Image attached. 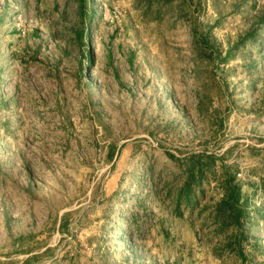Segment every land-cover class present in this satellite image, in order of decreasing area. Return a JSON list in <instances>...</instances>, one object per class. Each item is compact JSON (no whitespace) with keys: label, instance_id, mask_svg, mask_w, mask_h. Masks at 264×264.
Listing matches in <instances>:
<instances>
[{"label":"rangeland","instance_id":"1","mask_svg":"<svg viewBox=\"0 0 264 264\" xmlns=\"http://www.w3.org/2000/svg\"><path fill=\"white\" fill-rule=\"evenodd\" d=\"M87 3L0 0V264H264V0Z\"/></svg>","mask_w":264,"mask_h":264},{"label":"trees","instance_id":"2","mask_svg":"<svg viewBox=\"0 0 264 264\" xmlns=\"http://www.w3.org/2000/svg\"><path fill=\"white\" fill-rule=\"evenodd\" d=\"M87 2H88V0H77V6L76 7H77V13H78L79 18L84 16V14L86 13V8H90ZM82 30H83V28H81V31L76 33V37L79 40L82 39V33H81ZM231 188H232V190H231L230 195H231V197L236 199L237 193H238L237 186L233 185ZM223 203H225V202L223 201Z\"/></svg>","mask_w":264,"mask_h":264}]
</instances>
